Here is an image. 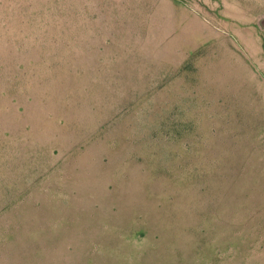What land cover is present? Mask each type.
<instances>
[{"label": "rangeland", "instance_id": "rangeland-1", "mask_svg": "<svg viewBox=\"0 0 264 264\" xmlns=\"http://www.w3.org/2000/svg\"><path fill=\"white\" fill-rule=\"evenodd\" d=\"M0 264H264V0H0Z\"/></svg>", "mask_w": 264, "mask_h": 264}]
</instances>
